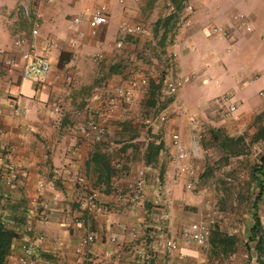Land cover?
<instances>
[{
	"label": "crops",
	"instance_id": "obj_1",
	"mask_svg": "<svg viewBox=\"0 0 264 264\" xmlns=\"http://www.w3.org/2000/svg\"><path fill=\"white\" fill-rule=\"evenodd\" d=\"M18 1L0 0V49L17 60L10 72L0 71V147L12 151L11 161L19 173L13 185L0 178V216L8 226L22 218L5 264H17L20 244L39 235L43 240L35 264H202L213 256H220V264H264V251H257L256 237L251 238L250 231L253 219L264 229V192L254 206L248 194L240 215L223 211L214 215L205 210L200 196L171 180L167 135L154 162L144 161L151 137L136 129L141 120L134 99L145 102L150 82L158 80L166 65L157 66L160 70L155 64L144 66L134 44L127 42L116 50L113 41L120 19L151 22L148 27L154 28L157 19L173 10L170 1L26 0L41 18L36 43L45 38L54 42L48 52L50 71L38 83L20 77L21 61L11 47L15 35H29L28 26L16 13ZM184 2L191 5V11L183 13L180 8L178 27L166 48L173 55L166 72L174 77L184 75L186 81L179 94L170 96L168 123L177 126L179 102L187 117L200 120L214 111L215 99L227 95L236 105L237 116L226 121L227 129L240 132L258 114L264 115V0ZM100 5L106 8L108 21L91 36L85 18ZM74 16H82L78 24L71 22ZM212 26L224 30L225 36L211 33ZM159 31L164 29L158 27ZM96 52L102 58L94 61ZM64 74L71 75L69 84ZM137 74L148 83L133 92L131 105L118 104L104 118L86 113L99 106V96ZM92 119L105 129L100 141L81 132V126ZM186 123L182 116L178 126L189 148ZM115 161L120 162L118 169L113 166ZM140 166L146 168L141 193L119 200L114 190L122 188L131 171ZM76 174L86 178V190L74 183ZM89 190L104 205V212L90 209L85 199ZM157 194L169 205L160 201L154 206ZM211 215L222 218L210 230L208 249L179 239L182 224ZM89 234L93 240L82 243ZM165 237L177 242L171 255L162 251Z\"/></svg>",
	"mask_w": 264,
	"mask_h": 264
},
{
	"label": "built area",
	"instance_id": "obj_2",
	"mask_svg": "<svg viewBox=\"0 0 264 264\" xmlns=\"http://www.w3.org/2000/svg\"><path fill=\"white\" fill-rule=\"evenodd\" d=\"M49 1V0H43ZM117 3L123 4L124 0H116ZM183 3V13H188L191 11V5L189 3ZM16 13L21 22L26 24L29 28V35L24 36L17 34L12 38L11 47L17 54L19 60L21 61L19 67V75L21 78L31 79L34 83L40 82L50 71V60H49V49L53 46L54 42L50 38H45L39 44L36 43L35 38L39 35V29L41 25V18L39 13L35 10L33 6L29 4L26 0H19L16 5ZM183 15V14H182ZM242 15H240L241 17ZM82 19V16H74L71 18L72 23L78 24ZM88 32L91 36L96 34L99 26L104 25L108 21V13L104 5H100L94 8L85 18ZM211 33L217 34L218 36H225L224 30L212 26L210 28ZM145 32L144 26L140 22H132L125 19H120L116 24L115 37L113 41V48L116 50H121L124 46V40L128 36H135ZM5 51L0 49V54ZM102 58L101 52H96L93 54L92 59L94 61L100 60ZM173 55L171 52L165 54V76L163 77L161 84V92L164 95L176 96L179 94L183 88L186 81L184 75L172 76L166 72V69L172 65ZM17 65V60L14 56L3 54L0 59V71L10 72ZM136 73H139L135 70ZM168 74V75H167ZM64 82L69 84L71 82V75L64 74ZM147 85V79L145 76L137 74L135 76L128 77L123 84L114 87L112 92L99 96V106L94 110L87 111L89 116L97 115L101 118L109 116L116 105L129 106L133 101V92L138 90L140 87ZM225 106L226 112L232 117V119H237L234 115L236 111V105L234 102H229V97L227 95H221L212 103L211 106ZM214 107V106H213ZM87 108V107H86ZM177 126L170 128L167 132L168 143L170 148V153L168 156V163L170 168V178L175 182H181L182 186L186 190H191L193 188L194 177L196 172V166L192 159V153L190 148H188L181 139V132L179 130L178 124L182 121V116L186 117L187 123L191 126L194 131L198 127V121L196 118L191 116H186L184 106L179 102L177 104ZM167 120V115L162 110L151 111L147 116L142 119V123L146 127H153L155 124L164 123ZM81 132L84 137L90 138L93 141H100L105 133L104 127L97 121L89 120L85 126H81ZM195 136L198 135L195 133ZM192 146L195 145V138L191 143ZM12 151L6 150L0 147V178L7 185H13L19 179V173L16 169L15 164L11 161ZM113 166L118 169L120 167V162H113ZM146 178V168L143 166L135 167L131 173L128 175V180L122 188H116L114 190L116 197L119 200H128L129 198L138 196L145 183ZM74 183L81 188L86 190L88 182L82 174H76L74 178ZM39 187H42V183L39 182ZM85 199L87 200L90 209L92 211L101 213L104 212V205L99 202L96 198V194L89 190ZM162 201L164 206H168L169 202L166 198L161 197L157 194L153 205H160ZM211 227L208 221L198 220L194 222H188L182 224L179 229V239L186 244H194L203 250L208 249L207 238L209 236ZM43 237L41 235L34 236L25 239L20 244L19 253L16 255L17 264H35V253L41 246ZM93 236L91 234L87 235L82 239V243L91 242ZM177 250V242L175 239L170 237L163 238L162 241V251L165 255H171ZM78 251V250H77ZM202 264H220V256H213L204 261Z\"/></svg>",
	"mask_w": 264,
	"mask_h": 264
},
{
	"label": "rangeland",
	"instance_id": "obj_3",
	"mask_svg": "<svg viewBox=\"0 0 264 264\" xmlns=\"http://www.w3.org/2000/svg\"><path fill=\"white\" fill-rule=\"evenodd\" d=\"M137 22L143 24L145 32L126 37L124 44L126 45L127 42L134 44V47L137 48V58L140 59L141 64L151 67L155 64L156 69L160 70V67L157 68V66L162 64L163 67L165 65V54L168 52L166 48L171 42L174 31L178 27L179 20L167 23L163 27V32H154L152 26L148 27L151 22ZM129 68H132V66ZM141 89L142 87L138 90ZM158 90L159 88L155 91L157 100L155 101L152 98L151 103H147V99L143 103L141 101L137 103V99H134V107L137 109V116L141 120L137 121V125H135L136 129H143V132L148 134L151 139L162 140L163 142L168 130L174 126L168 123V119L164 123L155 124L153 127H146L142 123V119L151 111L162 110L167 115V118H169L168 109L171 107H167V105L170 104V96L164 95L161 90ZM213 106L214 111L210 110L203 118L197 120L198 127H196V130L193 131L191 126L186 123V142L190 145L194 138L196 141V152L191 153L196 166L194 178L197 181H194L193 188L188 191L193 195L200 196V202L205 205V210L213 211L214 215L217 211L240 215V212L242 213L244 210V200L250 190L253 192L252 197L255 192V186L250 184V171L258 164L259 157L264 156V143L253 139V133L256 129L264 128V115L258 114L240 132H236L235 130L229 131L226 121H232L233 119L227 114L225 106ZM133 126L132 123H129L130 131L135 130ZM150 130H153V132H150ZM195 133L198 137L195 136ZM223 135L243 137V141L239 145L241 149L240 153L236 155L229 154L230 150L221 146L220 142ZM189 148L191 151L194 149V146L190 145ZM182 188L185 189L184 187ZM232 200L236 203L232 204ZM211 216L201 220L208 221L212 228L216 222L215 220H221L222 217Z\"/></svg>",
	"mask_w": 264,
	"mask_h": 264
},
{
	"label": "trees",
	"instance_id": "obj_4",
	"mask_svg": "<svg viewBox=\"0 0 264 264\" xmlns=\"http://www.w3.org/2000/svg\"><path fill=\"white\" fill-rule=\"evenodd\" d=\"M169 1L173 5V10L164 17L156 20L155 27L153 28L154 32L158 30V27L164 29L163 27L170 21L174 22L178 20V16H179L178 13L180 12V8H182L183 6L182 3L183 0H169ZM164 76H165V72L161 71L158 80L156 82L155 81L150 82L148 96L146 100L147 103H151L152 98L153 100L155 99V101L157 100V94L155 93V91L158 88L159 90H161L160 88ZM253 139L260 140L264 143V128L256 129V131L253 133ZM242 141H243L242 136L223 135L220 143L222 147L227 148V150H230L228 152L229 154L236 155L241 151L239 145L242 143ZM162 147H163L162 140L150 139L146 143V147H145L146 150V153L144 155L145 163L154 162L156 156L159 153V150L162 149ZM258 160H259L258 164L251 169L249 174V179L250 181H252L253 186H255V192L252 197L253 206L259 200V198L264 192V156L259 157ZM252 193L253 192L251 190L249 194L252 195ZM253 221H254L253 225L250 228V231L252 232L251 238L256 237V249L258 252H261L264 251V229L261 227L259 220L253 219ZM21 222H22V218L18 217V219L16 220L13 219L11 226H8L6 225V221L0 216V264H5L6 256L10 253L11 241L12 239L17 238L19 236V232L17 230L18 228L17 223H21ZM259 264H262V262H259Z\"/></svg>",
	"mask_w": 264,
	"mask_h": 264
}]
</instances>
